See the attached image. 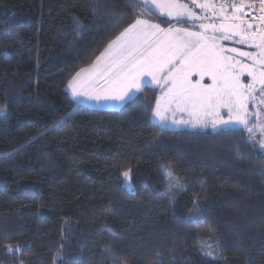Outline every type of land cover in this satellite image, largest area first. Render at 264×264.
<instances>
[{
  "label": "trees",
  "instance_id": "trees-1",
  "mask_svg": "<svg viewBox=\"0 0 264 264\" xmlns=\"http://www.w3.org/2000/svg\"><path fill=\"white\" fill-rule=\"evenodd\" d=\"M134 10L0 0V264H264V159L241 135L161 131L151 86L118 110L71 103L68 81ZM6 237L22 255L6 254Z\"/></svg>",
  "mask_w": 264,
  "mask_h": 264
},
{
  "label": "snow or ice",
  "instance_id": "snow-or-ice-1",
  "mask_svg": "<svg viewBox=\"0 0 264 264\" xmlns=\"http://www.w3.org/2000/svg\"><path fill=\"white\" fill-rule=\"evenodd\" d=\"M135 2L140 11H133L134 22L95 57L89 68L81 69L68 81L73 106L85 100L134 101L137 93L147 89L149 81L144 78L148 77L163 93L156 97L149 117L158 122L161 131L173 126L206 129L210 125L220 134L241 135L249 151L264 159V0H259L261 14L253 17L259 20L255 30L252 23L238 15L243 3L237 5L232 0ZM209 12L212 16L207 15ZM73 21L83 28L80 19L74 17ZM229 40L257 51H241L221 43ZM205 76L211 83L204 81ZM144 106L148 108L147 101ZM6 114V106L0 105V117ZM62 122L63 118L56 123ZM236 158H243L239 148ZM121 176L130 188L131 168L122 171ZM169 188L179 189L181 185L169 182ZM193 205L197 212L202 211L196 200ZM11 239L6 237L3 245L6 254L19 257L23 245L7 242Z\"/></svg>",
  "mask_w": 264,
  "mask_h": 264
},
{
  "label": "rangeland",
  "instance_id": "rangeland-1",
  "mask_svg": "<svg viewBox=\"0 0 264 264\" xmlns=\"http://www.w3.org/2000/svg\"><path fill=\"white\" fill-rule=\"evenodd\" d=\"M198 14H203L201 13V10L199 8H195L194 9ZM231 13V12H230ZM241 13V12H240ZM240 13L238 15H240ZM208 16H212V13L209 12L207 13ZM234 39H238V37L234 38ZM221 43L225 46V47H237L239 48L241 51H248V52H256L257 49L256 48H253V47H248L247 45H242V44H235L232 40H229V41H221ZM242 60H244V58H240ZM247 63H251L250 60H247L245 61ZM90 67V66H89ZM148 77H145L144 79L145 80H148L149 81V85H152V86H155V84L153 85V83H151L150 79H147ZM242 79H246V77H242ZM204 80H206L207 83H211V80L205 76ZM163 93L160 94V96H162ZM84 105H86L87 107H90V108H94V109H99V110H118L122 107V104L123 103H120L118 104V102H115V101H112V102H104V101H100L99 103L96 102V101H85L83 103ZM253 110L250 108V111ZM177 118H180V114L178 113L177 114ZM187 118V117H185ZM171 123V116L169 114V124ZM181 129H188V130H200V131H204V130H210L212 132H215L212 127L209 125L206 129H190L186 126H179V127H176V126H173V128L171 129H167V130H174V131H178V130H181ZM168 173L170 174L168 171L166 172L165 171V174ZM167 181L168 182H171L172 184H176L174 180H172L171 176L170 175H167ZM206 247L207 248H211V245L210 244H206Z\"/></svg>",
  "mask_w": 264,
  "mask_h": 264
},
{
  "label": "built area",
  "instance_id": "built-area-1",
  "mask_svg": "<svg viewBox=\"0 0 264 264\" xmlns=\"http://www.w3.org/2000/svg\"><path fill=\"white\" fill-rule=\"evenodd\" d=\"M213 1H215L216 3L220 2V0H213ZM232 2H235L237 5L243 3L244 8L241 11L240 16H242L245 20H248L250 23H252L254 26L253 30H255V26L259 24V20L253 19V17L254 16L258 17L261 14L259 7V0H232ZM249 4H252L251 8L248 7ZM261 27H264V25H261Z\"/></svg>",
  "mask_w": 264,
  "mask_h": 264
},
{
  "label": "crops",
  "instance_id": "crops-1",
  "mask_svg": "<svg viewBox=\"0 0 264 264\" xmlns=\"http://www.w3.org/2000/svg\"><path fill=\"white\" fill-rule=\"evenodd\" d=\"M88 68H89V67H88ZM147 79H150V78H147ZM204 81L206 82V80H204ZM153 85H154V84H153ZM148 86H151V87L157 88L156 85H155V86H152V85H149V84H148ZM158 89H159V88H158ZM67 90H68V92H69V94H70V90H69L68 88H67ZM159 90H160V94H161V93H162V90H161V89H159ZM137 94H138V93H137ZM70 96H71V95H70ZM159 96H160V95H159ZM81 99L84 100L83 97H82ZM85 101H86V100H85ZM80 104H83V103H80ZM118 104H119V102H118ZM124 104H125V103H123L122 106H123ZM156 123L158 124V122H156ZM158 125H159V124H158ZM181 130H183V129H181ZM187 130H188V129H187ZM191 131H193V130H191Z\"/></svg>",
  "mask_w": 264,
  "mask_h": 264
}]
</instances>
